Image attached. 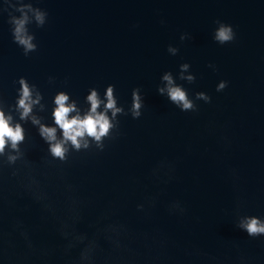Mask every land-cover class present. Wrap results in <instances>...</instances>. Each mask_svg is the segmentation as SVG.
I'll list each match as a JSON object with an SVG mask.
<instances>
[{
	"label": "water",
	"instance_id": "95a60500",
	"mask_svg": "<svg viewBox=\"0 0 264 264\" xmlns=\"http://www.w3.org/2000/svg\"><path fill=\"white\" fill-rule=\"evenodd\" d=\"M34 3L49 16L45 27L31 26L38 50L27 57L12 41L7 14L0 16V92L9 103L19 87L14 81L25 76L44 94L48 111L41 115L49 123L52 96L60 89L86 107L89 87L103 94L112 83L127 106L139 86L146 108L139 119L120 118L123 134L103 153L77 154L64 166L63 181L56 168L45 165L47 145L36 129L24 125L28 139L22 147L37 170L47 173L39 178L55 213L33 201L5 169L0 264H74L79 247L66 254L58 231L68 216L64 182L81 201L76 230L97 235L94 264H264V237H248L233 222L238 201L243 212L264 216V0ZM216 19L233 26V43L212 39ZM182 32L192 38L181 42ZM169 44L179 48L175 56L167 52ZM183 62L196 80L178 83L190 95L205 91L212 98L199 102L196 113L181 112L156 91L161 74L175 76ZM221 79L229 84L217 92ZM165 158L174 164L173 178L156 179L151 169ZM150 196L155 206L137 211ZM172 200L183 203L182 216L169 213ZM16 218L28 229L34 251L12 227ZM109 223L128 229L119 251L97 234Z\"/></svg>",
	"mask_w": 264,
	"mask_h": 264
},
{
	"label": "clouds",
	"instance_id": "9594fccd",
	"mask_svg": "<svg viewBox=\"0 0 264 264\" xmlns=\"http://www.w3.org/2000/svg\"><path fill=\"white\" fill-rule=\"evenodd\" d=\"M7 14V23L13 43L21 50L24 56L38 50L35 32L31 26L43 28L48 23V11L39 7L34 0H3L0 4V16ZM162 24L163 20L160 21ZM212 39L219 45L233 43L237 36L233 26L222 20L213 21ZM188 32L180 33L181 42L191 39ZM179 51L177 46L169 44L167 52L175 56ZM213 72L217 71L214 63L207 65ZM196 75L190 71L187 62L178 65L174 76L171 71H164L156 85V91L181 112L196 113L200 109L199 102L209 104L211 96L205 91H196L189 94V90L178 81L192 84ZM18 83L14 103H9L0 92V202L3 201L2 180L5 169L10 177L15 178L20 187L31 199L50 213H55L54 201L51 199L45 184L39 178L47 173L37 170L28 158L22 145L28 139L25 124L34 127L39 137L47 145L46 155L42 158L45 165L58 170V178L64 180V166L69 165L77 154H100L122 136L121 117L130 116L136 120L142 117L146 108L144 94L139 86L133 87L130 93V102L125 106L119 100L116 86L112 83L104 87L103 94L95 86L89 87L84 96L83 104L74 99L66 90H57L52 96L51 122L41 115L48 111V103L40 88L29 81L25 76L17 77ZM48 83L54 84L55 77L49 76ZM229 82L221 79L216 83L215 90L222 92ZM175 167L173 162L165 159L158 161L151 169V176L156 179L173 178ZM67 212L66 219L60 221L58 231L65 240L64 252L79 247V253L74 264H94L99 249L97 235L89 237L84 232L76 230V223L81 219L79 205L81 201L75 195L72 184L64 182ZM156 197H146L144 202L136 205L137 211L147 212L155 206ZM243 205L238 201L234 209V226L247 233L248 237H264V216L243 212ZM170 214L183 215L186 208L179 200H172L167 205ZM2 217V210H0ZM12 227L23 238L28 250L34 251V245L28 229L23 221L16 218ZM128 229L122 223H109L97 228V234H102L113 250L119 251L124 247L122 237ZM3 232L0 230V241ZM4 249L0 247V256ZM45 255L47 253H44Z\"/></svg>",
	"mask_w": 264,
	"mask_h": 264
}]
</instances>
